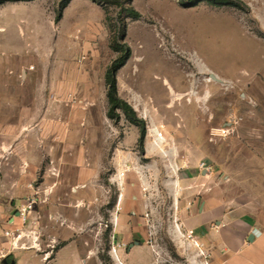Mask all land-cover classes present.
Instances as JSON below:
<instances>
[{"label": "rangeland", "instance_id": "obj_1", "mask_svg": "<svg viewBox=\"0 0 264 264\" xmlns=\"http://www.w3.org/2000/svg\"><path fill=\"white\" fill-rule=\"evenodd\" d=\"M30 1L0 5V59H6L0 67L3 230L21 228V243L33 245L24 250L41 257L52 250L53 256L61 243L47 245L39 214L47 191L34 192L45 186L48 167L58 176L59 166L80 165L94 175L83 198L99 213L77 238L95 252L84 264H118L114 246L127 263L116 247L127 243L115 239L113 209L127 179L142 178L149 219L144 237L137 236L150 250V264H191L201 254L176 223L178 168L208 162L214 178L223 170L241 171L242 181L255 180L247 170H264V0H240L241 8L209 0H124L125 9L138 13L135 18L114 5L74 0L60 22V0ZM48 20L59 27L48 32L49 39L34 32L27 40L36 50L26 46L23 37L36 25L46 28ZM119 31L118 43L128 52L116 73L117 91L144 122L143 146L140 128L121 110L118 119L106 115L104 75L122 55L113 49ZM28 73L35 81L24 82ZM159 133L162 150L154 144ZM246 185L237 191L254 188ZM32 199L26 224L9 225L8 218Z\"/></svg>", "mask_w": 264, "mask_h": 264}, {"label": "crops", "instance_id": "obj_2", "mask_svg": "<svg viewBox=\"0 0 264 264\" xmlns=\"http://www.w3.org/2000/svg\"><path fill=\"white\" fill-rule=\"evenodd\" d=\"M73 1L70 0L64 8L63 16ZM54 21L48 20L45 29L42 25H36L23 39L27 40L36 31H40L49 39L48 32L55 31L54 27H59ZM57 35V33L54 35V44ZM31 44L30 40H27L26 46L29 48L33 46L36 50V45ZM46 49L48 44L43 50ZM36 53H39V49ZM40 55L41 51L38 57ZM4 60L6 61L5 58L0 59V67L4 65L1 63ZM31 60L33 59H26L27 62ZM23 80L24 82L35 81L33 75L29 73ZM154 144L162 150L159 139H155ZM48 157L55 160L53 153H48ZM210 168L208 162L182 166L178 168V175L173 180L176 187L175 195L181 198L175 210L176 223L182 226L184 232L188 230L194 232L195 240L201 244L200 249L205 254L206 263L201 255H198L191 264H264V178L262 179L264 170H247L245 173L255 176V180L242 181L245 174L243 175L241 171L240 173L223 170L214 178ZM51 171L52 169L48 167L45 186L39 187L34 192L38 194L44 191V188L47 191L39 211L40 218H44L47 245L61 243L47 264H84V258L95 252L82 247L77 238L82 229L87 228L90 218L99 215L97 210L88 204V200L83 198L85 195L83 187L88 185L91 188L93 182L88 180L94 175L85 166L80 167V165L78 168L71 169L59 166L55 170L58 176L51 174ZM201 179H205L206 184L200 186ZM143 184V178L139 181L127 179L113 209L116 219L114 231L117 233L115 239L127 243L125 248H120V254L129 264L151 263L150 250L141 244V239L137 236L144 237L142 225L144 220L149 219L146 200L143 198L145 195ZM244 184L254 188L251 187V190L246 192L237 191L236 186L241 185L245 188L247 185ZM71 188L75 189V193L70 194ZM6 193V188L0 185V264H9L8 261L10 264H45L34 249L24 250L11 246L12 250L6 251V247L12 245L10 239L3 235V229H6V227L3 228L6 214L1 211L5 209L1 206L6 201ZM38 198H36L37 201ZM19 207L20 205H17L15 210ZM42 207L45 211H42L44 210ZM68 211H71L70 215L67 214ZM17 213L8 218L9 225H21L22 221ZM92 220L95 221V218L93 217ZM196 231H201V235L198 236ZM189 245L191 242H188Z\"/></svg>", "mask_w": 264, "mask_h": 264}, {"label": "trees", "instance_id": "obj_3", "mask_svg": "<svg viewBox=\"0 0 264 264\" xmlns=\"http://www.w3.org/2000/svg\"><path fill=\"white\" fill-rule=\"evenodd\" d=\"M15 1H30V0H0V5L5 4L7 2H15ZM98 3L110 4L119 7L120 10L125 11L127 16L136 17L138 13L134 11L132 8H124V0H93ZM185 4L192 5L198 0H181ZM215 4H231L236 7H245V5L240 0H209ZM70 0H60L59 8L57 9L56 20L59 21L62 17V11L68 5ZM120 31L115 38V42L113 44V49L122 53V55L118 56L116 59L112 61V63L108 66L105 71L104 80L106 84V97L108 102V110L107 117L110 119H118L120 114L117 112L121 110L125 116V118L132 124L138 126L140 128L139 140L138 143L140 146H143V141L145 138V126L143 120L137 117L133 108L123 99H121L118 95L117 91V79L116 73L118 69L125 63L127 59L128 48L124 44L118 43V38H121Z\"/></svg>", "mask_w": 264, "mask_h": 264}, {"label": "built area", "instance_id": "obj_4", "mask_svg": "<svg viewBox=\"0 0 264 264\" xmlns=\"http://www.w3.org/2000/svg\"><path fill=\"white\" fill-rule=\"evenodd\" d=\"M162 136V134L159 133V135H157L156 137H160ZM35 202V199L30 200L29 202H27L26 204L22 205L21 208L18 209V217L21 218V226H24V224H26V222L30 219L29 217V213L33 207V204ZM29 216V217H28ZM33 223V222H32ZM4 237H9L11 238V243L13 245V248H29V247H33V245H29L27 246L25 243H21V240L23 239V231L21 230V228H16L14 230H5L3 232ZM181 235L188 241V242H192L198 249L201 255H204V252L200 249L201 248V244L199 242H197L195 240V236H194V232L192 230H188L184 233H181ZM114 236L112 235V242H113ZM51 247V246H50ZM117 248H122L125 247V244H117L116 245ZM51 251L46 250L42 256V260L45 263H48L52 256H51ZM112 254L113 257L115 258V260L118 261V264H123L120 259L119 256L116 252V248L115 246L112 249Z\"/></svg>", "mask_w": 264, "mask_h": 264}, {"label": "bare ground", "instance_id": "obj_5", "mask_svg": "<svg viewBox=\"0 0 264 264\" xmlns=\"http://www.w3.org/2000/svg\"><path fill=\"white\" fill-rule=\"evenodd\" d=\"M157 139H159L160 143H163V142H164V140H163V137H162V136H160V137H157Z\"/></svg>", "mask_w": 264, "mask_h": 264}, {"label": "water", "instance_id": "obj_6", "mask_svg": "<svg viewBox=\"0 0 264 264\" xmlns=\"http://www.w3.org/2000/svg\"><path fill=\"white\" fill-rule=\"evenodd\" d=\"M211 78L216 79L214 75H211ZM17 215H18V213H17Z\"/></svg>", "mask_w": 264, "mask_h": 264}]
</instances>
